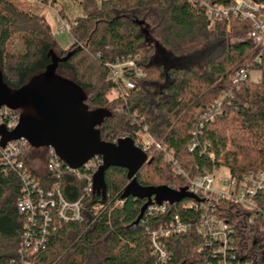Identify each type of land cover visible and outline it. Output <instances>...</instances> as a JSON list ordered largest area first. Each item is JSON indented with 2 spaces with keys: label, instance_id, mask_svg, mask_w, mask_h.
I'll use <instances>...</instances> for the list:
<instances>
[{
  "label": "trees",
  "instance_id": "16d2710c",
  "mask_svg": "<svg viewBox=\"0 0 264 264\" xmlns=\"http://www.w3.org/2000/svg\"><path fill=\"white\" fill-rule=\"evenodd\" d=\"M70 1L80 4L82 15L70 18L62 7L61 16L71 25V45L64 49L46 18L31 12V2L0 0V84L17 92L53 71L84 93L89 111L103 116L98 129L104 143L118 145L128 139L143 152L146 128L190 178L215 165L225 167L232 177L264 172V64H253L256 51L248 38L249 23L210 20L188 0ZM204 37H214L220 51L202 57V73L182 65L163 68L156 64L163 48L182 55ZM14 38L22 47L17 53L7 49ZM129 58L136 60L144 77L135 80L134 89L122 85V95L109 101L107 93L115 86L107 79L106 65ZM241 69L258 72V80L249 78L233 85ZM213 105H221L220 112L205 122L201 117ZM0 108L21 115L9 106ZM17 127L3 131L2 145L14 137ZM194 142L197 147L191 151ZM143 153L147 162L136 174L141 187L187 189V181L174 172L163 152L150 146ZM42 158L46 168L41 171L31 166L28 151L21 161L45 195L58 188L70 202L82 198L83 219L66 223L52 211L44 237L39 229L30 231L43 240V246L33 255L21 253L28 219L19 213L17 202L24 196V181L19 170L0 162V264H201L205 257L211 258L197 229L200 214L185 208L190 199L167 204L164 213L150 214L146 209L139 220L147 200L128 196L130 181L125 169H103L94 192L85 196V170L77 175L64 163L51 172L47 155ZM29 193L38 197L37 190L29 189ZM258 203L264 212V190ZM150 205L161 204L152 199ZM218 214L233 230L237 262L264 264L262 217L250 224L252 213L229 201H221ZM175 216L194 226L163 240L171 259L161 263L153 256L150 236ZM200 246L204 250L199 253Z\"/></svg>",
  "mask_w": 264,
  "mask_h": 264
},
{
  "label": "built area",
  "instance_id": "2783aa9c",
  "mask_svg": "<svg viewBox=\"0 0 264 264\" xmlns=\"http://www.w3.org/2000/svg\"><path fill=\"white\" fill-rule=\"evenodd\" d=\"M35 6H45L52 11L55 17L57 35L69 34L71 25L61 16V9L58 4H54L52 0H26ZM192 5L200 7L210 20L213 21H232L237 20L242 23H249L251 30L248 34L249 40L256 51L253 64H264V0H188ZM230 1V2H229ZM34 9V8H33ZM34 11V10H33ZM109 74L108 81L115 86L117 93H122L123 87L126 89L135 88V80L144 77L143 72L138 68L136 60L122 59L114 64L106 65ZM255 71L249 69L239 70L232 79L233 85H239L245 82ZM221 105H213L209 111H205L201 117L205 122H211L220 112ZM19 115L8 108H0V144L3 131H12L19 124ZM143 152H146L150 146H154L157 151L164 153L166 162L174 168V172L187 181L188 193L195 195L198 201L191 200L186 204L185 208L193 210L200 214V224L197 226L198 231L206 241L210 257H205L201 264H213L217 260V264H239L237 255L233 247L231 226L224 218L218 214V206L221 201H229L233 205L240 206L252 213L249 223L262 217L264 221V212L259 207V194L264 190V172H251L242 177H232L223 181L225 190H219L216 187V172L219 167L216 165L210 170H205L202 174L195 178H190L177 165L171 153L167 148L156 142L144 128ZM193 136H197L193 133ZM30 143L25 138L10 140L0 145V162L6 168H14L21 172L24 181V196L17 202V209L20 214L26 215L28 223L24 235L23 251L27 255L37 253L43 246V240L36 239L30 231L36 229L41 230L44 237V227L52 222V211L55 212L63 222L81 221L83 199L74 202L66 200L58 188H54L46 195L38 188V185L32 179L28 170L24 167L21 157L27 152ZM139 147V146H137ZM197 147L194 142L191 151ZM141 148V147H139ZM213 160L214 156L210 155ZM66 164L67 169L80 175V170H85L84 179L86 186L83 188L85 196L91 195L95 187V174L103 166L104 160L101 156H95L87 161L78 169H72L63 161L53 148L50 149L48 156V166L51 172L57 171L62 164ZM229 173V172H228ZM29 189L37 190L38 197L34 199ZM168 202H163L160 206L150 205L147 210L150 214L154 212L164 213ZM98 210V208H94ZM194 225L182 222L178 216H175L165 227L158 231H153L150 236L152 253L161 263H167L171 259V254L166 248L163 240L170 235H181L188 232ZM261 230L264 233V223ZM204 247L200 246L197 252H202ZM23 264H30L24 262ZM246 264V263H243Z\"/></svg>",
  "mask_w": 264,
  "mask_h": 264
},
{
  "label": "water",
  "instance_id": "95a60500",
  "mask_svg": "<svg viewBox=\"0 0 264 264\" xmlns=\"http://www.w3.org/2000/svg\"><path fill=\"white\" fill-rule=\"evenodd\" d=\"M84 100L80 89L60 80L53 71L33 79L17 92L0 88V107L6 105L21 112L19 126L11 140L25 138L33 147L40 148L43 146L38 138L44 130L51 135L61 134L56 142H48L45 147L53 148L70 168L78 169L95 156L103 158L104 166L95 175V186L103 169L109 166L125 169L130 181L128 196L147 200L139 220L152 199L159 204L181 203L185 199L198 201L186 190L176 191L166 186L141 187L136 174L147 162L146 155L133 147L128 139L118 145L104 143L98 129L103 116L89 111Z\"/></svg>",
  "mask_w": 264,
  "mask_h": 264
},
{
  "label": "rangeland",
  "instance_id": "374dc122",
  "mask_svg": "<svg viewBox=\"0 0 264 264\" xmlns=\"http://www.w3.org/2000/svg\"><path fill=\"white\" fill-rule=\"evenodd\" d=\"M52 1H54V4H58L61 10H62V7H64L66 14L70 18H74V17L82 15V10H81L79 3L73 4L70 0L69 1L68 0H52ZM65 3H67V5L63 6ZM29 5H31V4H29ZM30 7L32 10L33 5H31ZM38 11H39L40 16H44L46 18V20L48 21V23L51 26L52 31L55 35V38L57 39V41L59 42L61 47L64 46V49H69L70 44H71V39L69 38V34H61V35L56 34V32H55V28H56L55 17H54V14L52 13V11L49 10V8H47L45 6H40L38 8ZM7 49L11 53H17L18 51H20L22 49V47H21V43H20L19 39L14 38L9 43ZM163 50L164 51L162 53H159L157 55V59L155 61L157 65H159L163 68H166L167 66H171L170 64L182 65V66L189 67L198 73H202L203 72L202 63H201L203 61L202 57L205 58V57H210V56L216 55L220 51V46H218V43L214 37H204L196 45H192L189 48H187V50L185 52H183L182 55H173L171 52H169L165 48H163ZM250 77H251L252 81H257L258 77H259V73L254 72V73H252V75ZM0 88L4 89V90L6 89L3 84H0ZM120 95H122V93L121 94L117 93L116 90H114L113 92L107 93V99H109V101H111L112 99L117 98ZM60 137H62L61 134L51 135L46 130H44L40 134V137L38 138V140L40 141V143L42 144L43 147L32 149L33 146L30 144V147L28 148L27 151L30 155V164L35 170H37V171L45 170L46 162L44 161L45 159H43L42 157L47 155V158H48L49 153H50V149H48V151L45 150L46 149V148H44L45 144H47L48 142H51V141L56 142ZM74 148L76 150V147H74ZM228 178H229L228 170L225 167H222V166L219 167L217 172H216V187H217V189L225 190V186L223 185V181L227 180Z\"/></svg>",
  "mask_w": 264,
  "mask_h": 264
},
{
  "label": "crops",
  "instance_id": "0c3cea01",
  "mask_svg": "<svg viewBox=\"0 0 264 264\" xmlns=\"http://www.w3.org/2000/svg\"><path fill=\"white\" fill-rule=\"evenodd\" d=\"M40 6H35V7H33L34 9H32V12L33 13H35V14H37V15H40L39 14V11H38V8H39ZM34 10V11H33ZM71 45V44H70ZM68 47V46H67ZM62 48H64V46H62ZM18 128V127H17ZM33 148H35L36 149V147H32V149ZM44 148H47V147H44Z\"/></svg>",
  "mask_w": 264,
  "mask_h": 264
}]
</instances>
